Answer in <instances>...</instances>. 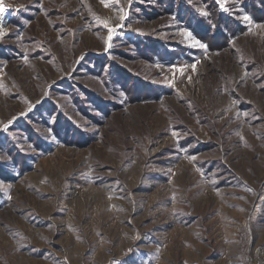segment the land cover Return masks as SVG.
<instances>
[{
    "label": "rangeland",
    "instance_id": "obj_1",
    "mask_svg": "<svg viewBox=\"0 0 264 264\" xmlns=\"http://www.w3.org/2000/svg\"><path fill=\"white\" fill-rule=\"evenodd\" d=\"M4 5L0 264H264V0Z\"/></svg>",
    "mask_w": 264,
    "mask_h": 264
},
{
    "label": "snow or ice",
    "instance_id": "obj_2",
    "mask_svg": "<svg viewBox=\"0 0 264 264\" xmlns=\"http://www.w3.org/2000/svg\"><path fill=\"white\" fill-rule=\"evenodd\" d=\"M221 7H224L225 0H220ZM5 11V5H4V0H0V14H3ZM245 19H249L248 17H245ZM4 35L3 32H0V38H2ZM190 37V34H189ZM111 38V37H110ZM200 47H204V45H199ZM175 135V133H173ZM192 159H195V157H192Z\"/></svg>",
    "mask_w": 264,
    "mask_h": 264
},
{
    "label": "bare ground",
    "instance_id": "obj_3",
    "mask_svg": "<svg viewBox=\"0 0 264 264\" xmlns=\"http://www.w3.org/2000/svg\"><path fill=\"white\" fill-rule=\"evenodd\" d=\"M3 15H4V14H3ZM3 15L0 14V18H1V16H3Z\"/></svg>",
    "mask_w": 264,
    "mask_h": 264
}]
</instances>
